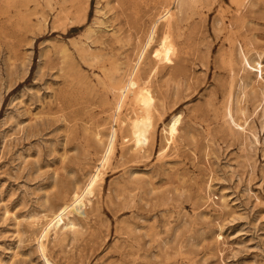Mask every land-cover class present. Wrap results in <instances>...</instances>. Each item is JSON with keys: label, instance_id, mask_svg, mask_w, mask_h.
<instances>
[{"label": "rangeland", "instance_id": "1", "mask_svg": "<svg viewBox=\"0 0 264 264\" xmlns=\"http://www.w3.org/2000/svg\"><path fill=\"white\" fill-rule=\"evenodd\" d=\"M0 264H264V0H0Z\"/></svg>", "mask_w": 264, "mask_h": 264}]
</instances>
